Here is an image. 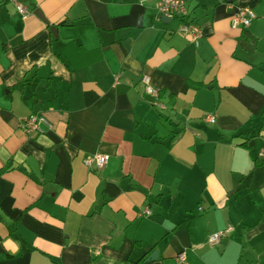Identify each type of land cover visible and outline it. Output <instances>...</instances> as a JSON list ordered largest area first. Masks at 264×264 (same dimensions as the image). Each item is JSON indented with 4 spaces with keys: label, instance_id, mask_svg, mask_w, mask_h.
I'll return each mask as SVG.
<instances>
[{
    "label": "crops",
    "instance_id": "obj_1",
    "mask_svg": "<svg viewBox=\"0 0 264 264\" xmlns=\"http://www.w3.org/2000/svg\"><path fill=\"white\" fill-rule=\"evenodd\" d=\"M184 1L0 3V264H264V0Z\"/></svg>",
    "mask_w": 264,
    "mask_h": 264
},
{
    "label": "built area",
    "instance_id": "obj_2",
    "mask_svg": "<svg viewBox=\"0 0 264 264\" xmlns=\"http://www.w3.org/2000/svg\"><path fill=\"white\" fill-rule=\"evenodd\" d=\"M140 3L154 1L157 9V18L163 19H183L187 15V6L184 0H139ZM0 3H15L16 10L22 16H28L30 11L23 5L21 0H0ZM255 18L253 10L249 7L242 8L232 20V27L237 28L239 26L248 27L251 21ZM178 32L188 37L195 46H199L200 40L203 37L202 29L198 24L192 22H182ZM120 75L115 77V84H118ZM140 82L144 86V92L146 95L154 97V106L165 110L167 107L160 100V90L153 85L152 78L149 75H142ZM206 120L210 123L215 122L213 116H207ZM48 125V121L41 115L31 114L23 123L22 128L27 134L42 133V126ZM264 153L262 152V155ZM110 156L108 154L96 153L89 155L85 158L84 164L89 169L100 170L107 165ZM144 214L150 215V210H146ZM233 231V226L229 225L226 229L214 233L209 237L210 246H218L222 243L223 238ZM179 261L182 263L185 260V253L182 252L179 257Z\"/></svg>",
    "mask_w": 264,
    "mask_h": 264
},
{
    "label": "water",
    "instance_id": "obj_3",
    "mask_svg": "<svg viewBox=\"0 0 264 264\" xmlns=\"http://www.w3.org/2000/svg\"><path fill=\"white\" fill-rule=\"evenodd\" d=\"M37 13H40V12H37ZM163 21L166 22V23H168V22H170V19H168V18H163ZM52 32H53L55 35L57 34L55 28H52ZM56 36H57V35H56ZM156 258H157V252H154V253L152 254V256H151L150 259H156Z\"/></svg>",
    "mask_w": 264,
    "mask_h": 264
},
{
    "label": "trees",
    "instance_id": "obj_4",
    "mask_svg": "<svg viewBox=\"0 0 264 264\" xmlns=\"http://www.w3.org/2000/svg\"><path fill=\"white\" fill-rule=\"evenodd\" d=\"M182 21H183V22H186V20H185L184 18L182 19ZM263 114H264V113H263Z\"/></svg>",
    "mask_w": 264,
    "mask_h": 264
}]
</instances>
